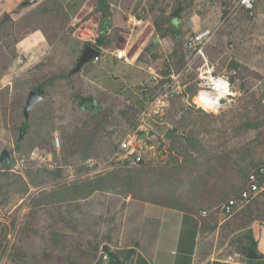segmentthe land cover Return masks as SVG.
Masks as SVG:
<instances>
[{"label": "rangeland", "instance_id": "obj_1", "mask_svg": "<svg viewBox=\"0 0 264 264\" xmlns=\"http://www.w3.org/2000/svg\"><path fill=\"white\" fill-rule=\"evenodd\" d=\"M237 3L238 0H145L151 20H158L162 26L163 20L170 13L182 9L179 18L173 20L179 22L174 28L179 33L182 47L186 38L201 28L215 31V42L212 40L209 46L214 43L223 56L217 60L218 71L215 70L214 73L228 77L234 92L233 101L218 114L198 108L193 100H190V96L197 95L199 90L196 64L184 75L181 92L169 99L168 122L172 123L180 115H184L186 122L196 123L197 126H194L198 128L200 126L205 133L210 129L242 127L245 123L256 125L257 130L248 129L238 136L237 141L231 140L233 147L237 144L238 150L248 143L264 144V105L261 102L264 91V0L255 1L254 19H250ZM45 6L47 13L42 17H36L35 10H27L30 9L29 6L25 9L5 11L0 15L1 24H4V28L0 30V88L4 87L0 89L2 113H6L10 123L20 126L24 122L22 108L32 81L35 85L43 82L49 87L45 91L44 100L36 106L37 111L34 109L28 122H24L26 133L22 141L17 142L19 146L15 145L18 138L17 130L14 133L13 145L8 148L10 158L13 152L26 158L31 150L45 149L53 154L56 166L61 167L63 175L61 183H74L109 169L135 168L136 166L123 165L118 161H111L103 169L95 171L94 168L86 166L85 161L89 158L98 163H107L111 159L118 143L138 118L141 107L132 106L130 102L128 104L125 97L115 91L108 93L98 90L87 79L85 72H81L82 69L68 77V81L54 82L50 87V80L53 77L66 75L73 68L81 54L79 53L81 45L75 34L76 22L65 13L60 3L55 5L54 0H48ZM51 7H55L52 13L48 11ZM4 13H9L10 18L4 16ZM21 38L31 39V46L27 51L23 50L26 46L15 45V40ZM165 40H169L167 43H170L172 39ZM112 42L115 49L125 50L124 36L118 39L116 36L112 37ZM169 45L170 48H167L168 46L164 44L162 55L151 51L145 55L146 64L153 65L163 79L173 72L166 68L170 63L168 55L173 48L171 44ZM125 54L126 58L130 59L132 51H125ZM17 55L22 58L19 64L15 61ZM102 55L101 51L100 60L96 64L98 66L102 61ZM154 56L157 58H153ZM141 67L136 69L134 76H131L136 85L146 77L145 67L142 69ZM80 98L92 99L95 109L90 105L81 108L78 105ZM16 101L22 103L18 105ZM44 102H49V105H45ZM220 134L222 137L224 133ZM55 137L59 138V151H56L53 145ZM204 139L210 141V137L204 136ZM162 143L164 146H161ZM171 147L166 140L154 141L153 148H149V144H144L142 146L144 163L153 165L164 162ZM3 148H0V153ZM259 149L264 152V145L259 146ZM4 169L5 164H1L2 182L14 177L26 179L27 173L41 167L28 161L22 175L8 173ZM28 186V192L25 194L22 193L23 187L20 185L4 189V200L0 198L1 218H11L21 206H24L21 225L31 221L26 209L30 207L32 196L40 191V186ZM94 201L97 203L95 213L102 215L98 222L99 227L94 224L95 220L81 216L75 209L67 208L58 214H63L60 218L64 223L95 225L93 230L80 228L78 235L82 236L83 243L91 241L101 246L102 239L108 231L106 213L108 209L121 213L123 202L108 194L97 196ZM58 214L42 215L38 222H47L44 217L47 219L51 217L54 222L53 220L59 217Z\"/></svg>", "mask_w": 264, "mask_h": 264}, {"label": "crops", "instance_id": "obj_2", "mask_svg": "<svg viewBox=\"0 0 264 264\" xmlns=\"http://www.w3.org/2000/svg\"><path fill=\"white\" fill-rule=\"evenodd\" d=\"M23 1L0 0V15L5 11L19 8ZM45 1L36 0V3L30 5V9L27 10L40 7ZM56 2L60 3L65 13L78 24L75 34L80 41V49L83 44H94L99 38L106 43L99 46L103 54L100 65L90 62L82 68L81 72H85L87 79L98 90L122 94L128 104L130 102L132 106L137 107L136 103L141 102V96L137 90L139 84H134L131 76L135 75L136 69L140 66L149 65L146 64L147 56L143 61H137L138 56L150 43L154 44L150 51L158 55L163 54L164 44L170 48L169 44L173 43L172 41L167 43L169 40L159 39L156 35L145 0H56ZM177 23L179 22L175 21L172 24L176 27ZM201 30L208 29L201 28ZM115 36L117 39L120 36L125 37V50L122 51H132L130 59L126 58L124 61L115 58V53L121 51L113 46L112 37ZM30 42L31 39L21 38L15 45H24L26 47L23 50L27 51L31 46ZM213 44L206 47L205 53L214 71H218L217 60L223 54ZM119 74L121 76H117ZM9 84L11 83H7ZM2 88L4 87L0 89ZM17 127L19 126L10 123L6 113L1 111L0 148H9L13 145ZM221 131V129H211L203 134L206 138L210 137L207 143L213 144L212 146L215 147L213 152L219 154L223 147L225 149L233 147L231 140L227 143L232 135L231 129L225 130L227 136L225 146L218 143L217 136ZM154 132V136L143 141L144 144L154 146L156 140L165 142L163 128H157ZM218 146L220 148H217ZM203 161L209 166L213 163L212 160L200 162ZM246 164V162L232 161V165L225 168L226 178L232 176L229 183L243 185L245 177L239 176V170ZM215 166L219 168L216 162ZM219 172L223 174L222 167ZM215 189L221 192L222 183L220 186L216 185ZM122 201L124 208L121 212L118 234L115 237L117 243H108V246L113 251H133L125 264H255V261H264V191L227 219L221 214L222 203L215 206L217 211H202L206 212V215L201 212L184 216V213L179 210L140 203L129 197ZM39 212L34 221L31 220L22 225L20 223L15 241L0 264H79L80 228L86 227L93 230L92 228L96 226L66 224L60 218L62 213L58 214L60 210L41 209ZM57 214L59 218L53 220L54 222L51 217L48 219L44 217L47 222H38L42 215L56 216ZM252 243L257 248L255 252L257 259L247 257ZM84 244L88 246V241ZM260 256L263 259H259ZM119 258L124 259V255H120ZM90 264H115V262L98 252L96 259Z\"/></svg>", "mask_w": 264, "mask_h": 264}, {"label": "trees", "instance_id": "obj_3", "mask_svg": "<svg viewBox=\"0 0 264 264\" xmlns=\"http://www.w3.org/2000/svg\"><path fill=\"white\" fill-rule=\"evenodd\" d=\"M54 4L58 5V2L54 0ZM46 7L45 3L42 4V8L41 6L36 7L34 9L36 17L44 16L47 13ZM55 7L49 8L48 11L52 13ZM181 10L178 9L170 13L163 20V30V26L158 20H152V25L159 39H172L173 48L168 55L170 63H168L166 68L174 73L182 70L185 65V55L179 40V33L175 31L174 25L172 24L173 20L179 18L178 15ZM4 16L8 19L10 18L9 13H4ZM1 23L2 19L0 20V30L4 28V24ZM76 26H78L77 23ZM18 41L19 39H16L15 43ZM86 44L89 43H85L83 46ZM102 44L106 45L104 40L99 38L94 44L89 45L100 51L99 46ZM109 44V41H107V45ZM153 45V43L148 44L138 56L137 61H141L152 49ZM82 48L79 53H81ZM153 58L157 57L154 56ZM68 80V77L62 78L61 76H55L50 80V87L54 82ZM48 88L46 83L41 82L35 85L32 81V86H29L28 91L32 90L45 96V91ZM137 90L139 91V86ZM195 97L196 95H191L190 100H194ZM17 103L19 105L22 102L16 101ZM44 104L49 105V102H44ZM78 105L81 108H86V106L90 105L95 109L94 103L90 98H80ZM136 105L142 107V101L137 102ZM36 111H34V114H36ZM213 114L218 113L213 112ZM183 116L180 115L172 123L169 121L170 127L165 129L164 138L173 148L168 149V158L164 162L149 165L141 161L135 168L109 169L74 183H61L63 179L61 167L56 166L53 170L41 168L27 173L26 179L14 177L13 179L9 178L5 182L0 181V198L2 197V201L4 200V189L7 187H18L20 185L23 187L22 193L25 194L28 192V185L40 186V191L35 193L30 201L31 204L27 213L30 216V220L34 221L37 218V213H40L39 211L41 209L47 211L49 209L52 210L51 208H58V210L63 212L67 208H71L75 209L81 216H87V218L95 220L94 224L97 227L100 225L98 222L102 215L95 213L97 203L94 199L102 194L113 195L116 200H123L129 197L131 200L140 203H150L161 207L176 209L183 212L184 216L200 214L202 211H217L215 206L221 203L223 204L235 196L243 186H237L236 183H229L232 176L230 175L229 178H226L225 168L231 166L232 161L246 162V166L241 167L239 170V176L246 177L259 165L264 164V152L259 149V146H263L264 144L260 142L257 144L248 143L247 145H242L238 150L236 149V144L234 145L235 147L227 149L223 147L220 154L215 153L213 152L215 147L208 144L206 139H204L203 134L205 132L203 129L200 126L199 128L195 127L197 126L196 123L191 121L186 122ZM253 128L258 129L252 123H245L242 127L232 126V135L229 137L228 142L233 139L236 140L243 132ZM19 131L23 134L26 133V124L24 122L17 127V132ZM225 132V130H222L221 133H224L222 137H220L221 134L217 136L220 139H218V143L223 146H225L227 140ZM258 134L257 136H259ZM15 145L19 146L16 140ZM161 146H164V143ZM217 148L220 147L218 146ZM40 151L48 152L45 149ZM201 160H212L213 163L209 166L205 161L200 162ZM215 162L219 168H216ZM220 167L224 170L223 174L219 172ZM6 169H8L7 165H5L4 170L6 171ZM220 183L223 186L221 192L215 189L216 185L220 186ZM83 205L86 206L84 207ZM121 208H124V202L121 204ZM62 215L60 216L62 217ZM106 222L108 231L104 239H102L103 244L101 246L91 241H88V246H86L81 241L82 236H79V264H90L96 259L99 251L114 261L115 264H125V261L133 253V251H113L108 246V243H117L115 237L118 234V229L121 224V213L116 211L111 212L108 209ZM65 223L68 224L67 222ZM79 225L81 226V224ZM249 249L255 252L257 251L256 245L253 243L249 246ZM120 255H124V259L121 260L119 258ZM259 259H263V257L260 256ZM255 264H264V261H255Z\"/></svg>", "mask_w": 264, "mask_h": 264}, {"label": "built area", "instance_id": "obj_4", "mask_svg": "<svg viewBox=\"0 0 264 264\" xmlns=\"http://www.w3.org/2000/svg\"><path fill=\"white\" fill-rule=\"evenodd\" d=\"M256 0H238L237 5L247 14L250 19L256 17ZM215 37L214 30H201L189 35L184 41L183 52L185 55V65L177 73L172 72L167 78L163 79L153 65L145 67L146 77L139 84V94L141 96L142 107L138 118L133 122L123 139L118 143L117 148L107 163H98L89 158L85 161L88 168L101 170L111 161L121 162L123 165L137 166L144 161L142 146L144 140H139L142 132L152 131L157 128H168L167 111L170 97L177 95L183 88L182 79L193 66H196L199 79L198 93L193 102L198 108L205 111L219 113L233 101L234 92L232 90L229 78L223 75H216L205 53L206 47ZM115 58L126 61L124 51H117ZM100 56L96 57L91 63L97 64ZM16 63H21L20 55L16 56ZM219 85V87H218ZM223 96V97H221ZM208 99L209 103L205 101ZM221 100H224L221 103ZM264 105V91L261 98ZM153 134V136H154ZM151 138V137H150ZM149 138V139H150ZM53 145L56 151H59V138L55 137ZM153 148V146H149ZM31 162L43 169L53 170L56 168L54 156L50 152L31 150L27 157L16 155L13 152L11 164L7 165L6 171L9 173L23 174L27 163ZM264 191V164L259 165L246 177L240 191L221 206V214L224 218H230L235 212L243 209L253 201L261 192ZM25 212L24 206L18 209V212L11 218L0 217V262L5 259L8 251L11 249L18 229L21 223V217ZM206 215V212H202Z\"/></svg>", "mask_w": 264, "mask_h": 264}, {"label": "water", "instance_id": "obj_5", "mask_svg": "<svg viewBox=\"0 0 264 264\" xmlns=\"http://www.w3.org/2000/svg\"><path fill=\"white\" fill-rule=\"evenodd\" d=\"M36 3V0H24L20 5L19 8H25L27 6L33 5ZM6 20V18L4 19V21ZM101 55V52L96 50L93 46L86 44L83 46L82 51L80 56L78 57V59L75 62V65L73 66V68L65 75H61L62 78L64 77H70L76 73H78L83 66H85L86 64L92 62L96 57H99ZM44 100V95L35 92V91H29L26 95V99H25V103L24 106L22 108V115L24 118V122L27 123L29 120V116L30 113L36 108V106H38L42 101ZM224 100H221V103H223ZM153 132L152 131H147L142 132L139 135V140H146L149 139L150 137L153 136ZM24 134L19 131L18 132V138H17V142L19 143L20 141H22ZM1 164H5V165H10L11 164V158H10V154H9V150L8 148H3V150L0 153V165ZM247 257L249 259H257V255L255 253V251L253 250H249L247 253Z\"/></svg>", "mask_w": 264, "mask_h": 264}, {"label": "bare ground", "instance_id": "obj_6", "mask_svg": "<svg viewBox=\"0 0 264 264\" xmlns=\"http://www.w3.org/2000/svg\"><path fill=\"white\" fill-rule=\"evenodd\" d=\"M218 87H219V85H218ZM221 97H223V96H221ZM205 101H206V103H207V102L209 103L208 99H205Z\"/></svg>", "mask_w": 264, "mask_h": 264}]
</instances>
